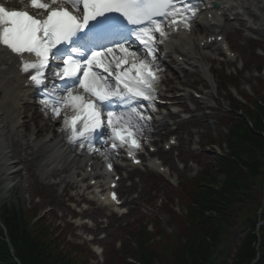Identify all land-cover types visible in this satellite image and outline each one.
<instances>
[{"label":"snow or ice","instance_id":"1","mask_svg":"<svg viewBox=\"0 0 264 264\" xmlns=\"http://www.w3.org/2000/svg\"><path fill=\"white\" fill-rule=\"evenodd\" d=\"M198 10L193 0H29L22 10L0 4V59L42 86L43 104L62 117L71 142L90 145L108 129L113 150L139 149L141 122L150 119L140 102L154 98L158 44L190 30Z\"/></svg>","mask_w":264,"mask_h":264},{"label":"rangeland","instance_id":"2","mask_svg":"<svg viewBox=\"0 0 264 264\" xmlns=\"http://www.w3.org/2000/svg\"><path fill=\"white\" fill-rule=\"evenodd\" d=\"M235 22L236 21H233L232 23ZM231 25L232 24L226 23L223 26L225 33L233 31V29L228 28ZM257 36L260 37L262 34H257ZM233 39H239V37H237L235 34H232V37H230V42L238 56L237 64L234 68H232L233 66H229L227 68V72H235L239 75H233V78L230 81H225L222 78V86L224 90L219 89L214 91V89H211L207 95V100L204 102L207 107L212 106L213 108L217 109V111L213 114H207L205 110H201L200 105H195L193 102H187L185 106L188 109L198 106L196 111L198 117L192 118L190 121L185 122L181 117H178L177 120L174 121L166 114L161 116V118H164L165 122H169V124H167L168 132L164 131V129L160 130V133L154 139L158 141L159 145L163 146L166 143L169 135L176 134L181 145L179 149L176 148L170 153H161L162 158L169 163L168 165L171 168H173L175 174L172 175L171 178L175 180L176 183L182 180V175L184 173L190 177H193L205 169L209 174H214L216 172V150L210 146L204 151L201 149V147L210 144L211 136H219L222 132L226 133L224 130V125L226 123L225 117H227L229 113V102L226 96H229L230 93L237 94L241 92L240 89L238 91V89L232 85V81H235L241 85V90H248L250 95H252L251 90L253 88L260 90L254 79H264V74H260V76L258 75V64H250L251 60L257 58L253 56L255 46L248 39L241 41L243 45H238ZM238 67H243L242 73L239 72ZM170 77L173 86L178 87V81L175 79V77L173 75H170ZM182 78L183 81L186 82L184 83V86L201 89L202 85L198 83L200 80L199 76L192 75V77L189 79L187 76L182 75ZM241 78H243L245 81H242ZM34 102L35 100H30L32 108L30 111L31 114L38 108ZM39 109L41 110V113H44V117L39 118L37 124L33 125L31 122V132L34 131L37 133L38 127L46 124L51 126L45 111L41 109V106ZM30 112L28 114L22 115V117L25 118V120L23 119L24 122L31 117ZM52 128L53 127H51L49 131L44 132L41 137L37 138L38 140L35 141L34 147L23 153V156L26 157V159L32 161L29 173L25 169V164L22 163L20 164V168L24 171L22 177L15 176L13 180L4 179L0 183V210L6 203L20 205L22 208L28 209L31 206L29 202L32 200V195L34 193L42 192L44 188L48 189L51 187L48 183L52 182L54 179L56 182L60 181V185L55 187L56 190L60 187L58 191L59 195L61 194V188L67 187L69 189V185L66 180H70V167L72 165L79 166L80 160H78V158L75 156L71 157L65 153L59 154L55 142V140L58 141V139L51 137V140L53 141L51 142L50 140V143L47 142L45 133H52ZM24 137H26V133L22 129V138ZM10 138L11 137H9L8 140ZM23 142H27V139H23ZM198 147H200V149H197ZM181 162H189L188 167L183 168V164ZM133 176L134 178L132 179V187L130 189L127 188L126 182L122 183L121 186V194L128 202L127 208L133 210L135 215L142 213L147 218H153L154 215H160L162 223L160 229H164L167 216L159 210L150 208L148 205L139 200L141 195L150 193L158 183L148 176V174L143 172H137ZM221 179L223 180V177ZM160 186L164 187L162 184ZM47 192L49 196L47 195V198L44 202V207L42 209L44 212L47 211L46 209L49 207L47 204L51 200H55L57 205L55 210L59 219H61L63 215L65 218H68V220L71 221L77 217L82 219V217L78 215L77 212L67 208V206L57 200L56 195L52 190H48ZM160 196L161 199L164 200L167 196V191L163 190ZM82 208L83 207L80 209L83 212ZM176 209H178L180 212L183 211V207L179 204H176ZM109 215H111L109 210L98 209L94 207L93 210H89L87 213H85V218H88L89 220V226L81 224L79 227H77L75 225L74 229L68 230L67 236L72 242L85 243L90 248H96L99 250L98 258L95 257L94 260H91V258L86 257L88 264H102V261L105 260L104 251H106L107 257H113L115 254L113 245H117L119 241H124L127 239L124 235L122 223H129L132 222V220H135L134 217H131L117 221L119 219L118 217L109 218ZM98 218H101V220L106 218L108 222L100 223ZM82 220L77 224L83 222ZM112 222L119 224V228H121V230L116 228L107 229V226L112 224ZM167 235L169 234L167 233ZM65 244L66 243H64V245ZM66 249L68 251L70 250L68 246H66ZM76 255L77 253L74 254V256ZM76 264H79V261Z\"/></svg>","mask_w":264,"mask_h":264},{"label":"trees","instance_id":"3","mask_svg":"<svg viewBox=\"0 0 264 264\" xmlns=\"http://www.w3.org/2000/svg\"><path fill=\"white\" fill-rule=\"evenodd\" d=\"M264 108L252 114L255 131L241 122L232 136L238 142L233 148L234 160L229 157L219 160L220 171L227 175L220 190L202 187L191 192L192 206L189 229L181 230L182 243L177 248L169 245L165 252V264H253L257 258L258 242L256 229L259 219L264 221V131L262 118ZM246 170L247 172H245ZM20 220V219H19ZM12 241L23 264H71L66 257L49 261L45 247L27 230L20 232L18 217L8 220ZM145 229L139 232L143 236ZM260 259L264 264V226L260 229ZM238 244V246H237ZM0 258L8 252H2ZM139 252L135 255L141 264H154L156 249L148 250L139 241Z\"/></svg>","mask_w":264,"mask_h":264},{"label":"bare ground","instance_id":"4","mask_svg":"<svg viewBox=\"0 0 264 264\" xmlns=\"http://www.w3.org/2000/svg\"><path fill=\"white\" fill-rule=\"evenodd\" d=\"M225 1L227 2V5H225L224 7L234 4V2H230L229 4V0H225ZM9 2L11 3L12 6L17 7V6L24 5L26 0H23V3L21 2V0H9ZM258 3H261V2H258ZM219 11H221L222 13L224 10L219 9ZM209 15H212L211 19L215 21L223 18V16H226L225 13L222 16H219L218 13L213 14V12L212 13L210 12L207 15L208 18H209ZM233 15H235L236 17L238 16V14L231 13V16ZM203 28L206 31L210 30L208 27H203ZM202 38L199 40V43L201 41H204L202 40ZM3 64L6 66L7 71L2 72L0 69V137H3L4 135L7 134V130L9 128V126L7 125L9 124L10 131H14L15 139H14L13 145L11 146V149H12L11 151H9L10 147H8L7 144H5L4 142H0V162L2 160L4 161L1 164L2 168L0 170V177L6 175L9 170L6 168V166L9 165L7 162V158L10 155L14 154L17 156V158H20L19 153L17 151L20 146L19 144L20 135L18 133V130L20 128L19 126H17V123H18V120L21 118V110L22 109H24L25 111L29 110L30 102L28 100L33 94V91L25 86V82H24L25 78L21 75L18 68H16L15 65H7L5 64L4 61H3ZM6 99H7V103L4 106L3 102L6 101ZM8 103L14 107V111L12 113H10L7 109ZM38 118L39 117H37L36 115H33L32 120L37 121ZM25 127L29 128V123H26ZM48 129H49L48 126L45 129L41 128L39 130V135H42L44 131ZM58 134H59V130L54 129L53 131L54 137ZM17 160H20V159H17ZM4 169L5 171H3Z\"/></svg>","mask_w":264,"mask_h":264}]
</instances>
